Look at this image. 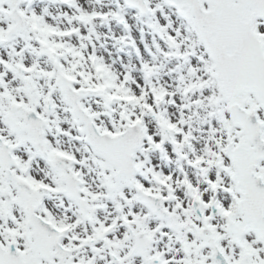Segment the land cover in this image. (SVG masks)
Wrapping results in <instances>:
<instances>
[{
	"label": "snow or ice",
	"instance_id": "obj_1",
	"mask_svg": "<svg viewBox=\"0 0 264 264\" xmlns=\"http://www.w3.org/2000/svg\"><path fill=\"white\" fill-rule=\"evenodd\" d=\"M0 264H264V0H0Z\"/></svg>",
	"mask_w": 264,
	"mask_h": 264
}]
</instances>
